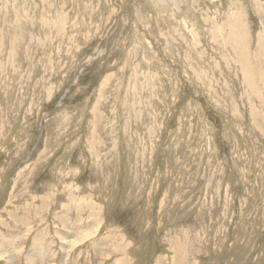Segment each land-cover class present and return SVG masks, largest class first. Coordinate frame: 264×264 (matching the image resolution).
I'll use <instances>...</instances> for the list:
<instances>
[{
	"label": "rangeland",
	"instance_id": "rangeland-1",
	"mask_svg": "<svg viewBox=\"0 0 264 264\" xmlns=\"http://www.w3.org/2000/svg\"><path fill=\"white\" fill-rule=\"evenodd\" d=\"M62 263L264 264V0H0V264Z\"/></svg>",
	"mask_w": 264,
	"mask_h": 264
},
{
	"label": "crops",
	"instance_id": "crops-1",
	"mask_svg": "<svg viewBox=\"0 0 264 264\" xmlns=\"http://www.w3.org/2000/svg\"><path fill=\"white\" fill-rule=\"evenodd\" d=\"M49 196H50V194H49ZM79 199H81V197H79ZM79 199H76V200H79ZM76 200H75V202L77 203ZM81 200L84 201V199H81ZM86 201H87V204H86L84 210L88 213V215H84V214H80V212H76V207H77L78 203L75 205V202L70 203V204H66V202H64L61 205V207H58L56 209V212L54 213V219L56 221L55 223L58 224V222H60V229L61 230L65 231V232H68V229L72 230L73 234H74L73 237H74L76 235L78 229L80 228V226H82L83 222H86V224H87L86 229H95V227L97 228V226L99 227L103 223V221H101L102 220L101 207L96 203V201L94 199L93 200L86 199ZM81 213H85V212H81ZM82 220H84V221L82 222ZM80 222H82V223H80ZM73 223L75 224V226L71 227V225H73ZM105 242H108V241H103L102 239H95L93 242L88 243L89 245L86 246L87 249L84 252L88 253L90 255V257L92 258L93 253L96 252V247H98V251H99L101 248H102V250H104L105 247L109 248L110 246L111 247L114 246L113 243L109 244V242H108V244H107ZM116 242H117V240H116ZM63 249L64 248L55 249L56 253H58L60 255V257L63 254ZM66 251H68L67 248H66ZM39 252L41 254L40 250H39ZM50 254L51 253L48 252V259L50 257H52V256H50Z\"/></svg>",
	"mask_w": 264,
	"mask_h": 264
},
{
	"label": "bare ground",
	"instance_id": "bare-ground-1",
	"mask_svg": "<svg viewBox=\"0 0 264 264\" xmlns=\"http://www.w3.org/2000/svg\"><path fill=\"white\" fill-rule=\"evenodd\" d=\"M81 238V237H80ZM76 241V240H75ZM32 253V252H31ZM28 257H30V259L33 261V259H34V257H33V255L32 254H28ZM35 260V259H34Z\"/></svg>",
	"mask_w": 264,
	"mask_h": 264
}]
</instances>
